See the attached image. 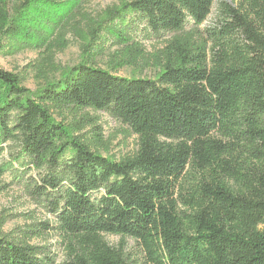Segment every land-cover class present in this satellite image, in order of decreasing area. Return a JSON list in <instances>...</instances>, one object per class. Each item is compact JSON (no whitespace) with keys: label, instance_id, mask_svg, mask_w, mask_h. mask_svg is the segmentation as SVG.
Returning a JSON list of instances; mask_svg holds the SVG:
<instances>
[{"label":"trees","instance_id":"obj_1","mask_svg":"<svg viewBox=\"0 0 264 264\" xmlns=\"http://www.w3.org/2000/svg\"><path fill=\"white\" fill-rule=\"evenodd\" d=\"M84 1L0 0V55L37 52L43 77L30 90L0 67V157L19 147L0 193L13 163L36 169L24 189L54 219L4 233L0 215V264H139L127 238L140 264H264V0L221 2L204 30L213 0H119L95 18ZM140 32L161 47L146 52ZM68 35L80 59L61 70ZM140 62L153 79L113 74ZM99 111L136 136L133 152L102 155ZM50 230L59 262L31 244Z\"/></svg>","mask_w":264,"mask_h":264},{"label":"rangeland","instance_id":"obj_2","mask_svg":"<svg viewBox=\"0 0 264 264\" xmlns=\"http://www.w3.org/2000/svg\"><path fill=\"white\" fill-rule=\"evenodd\" d=\"M131 1V0H126ZM224 2L230 6H236L231 0H213V6L206 20L200 25L199 29L204 30L212 28L222 22V15L219 12V4ZM119 0H85L83 8L91 17L101 14L107 7L116 5ZM190 24L187 25V28ZM137 37L141 40L146 52L152 53L155 49L161 47V41L154 37H148L143 33H138ZM67 39L70 44L61 52L54 56V65L61 70L75 65L80 59L79 41L68 35ZM107 57H97L96 65L100 68H106ZM40 56L37 52L31 50L21 51L15 54L0 55V67L8 72L16 74L22 81V85L30 90H35L43 84V77L32 67L38 65ZM32 64V65H30ZM156 70L152 66H147L140 62L134 67L125 66L113 72V74L125 78H149L153 79ZM49 73V78L57 77ZM99 116L98 124L102 128L103 138L107 139V150L102 151V155L118 158L125 153H131L136 149V136L130 134L125 126L109 116L107 113L99 111L95 113ZM70 120V116H68ZM4 152L0 157V162H7L16 156L18 144L8 141L4 144ZM22 168L13 163V169L7 171L1 177V182L6 185V189L0 193V215L7 218L3 232L8 233L15 228L24 226L38 221H48L54 224L53 217L39 206L26 193L24 186L26 183L38 180L40 172L31 168L26 173H21ZM104 239L108 244L115 246L119 240L117 236L104 234ZM60 236L53 231H48L42 237L33 238L31 244L36 246H48L56 260L59 262L63 257V246L60 244ZM126 252L137 263L143 260L142 248L135 240L126 239Z\"/></svg>","mask_w":264,"mask_h":264}]
</instances>
